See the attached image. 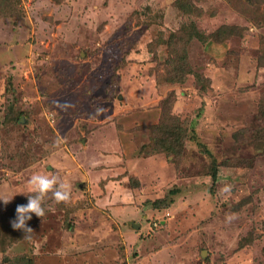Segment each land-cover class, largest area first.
<instances>
[{
    "label": "rangeland",
    "instance_id": "obj_1",
    "mask_svg": "<svg viewBox=\"0 0 264 264\" xmlns=\"http://www.w3.org/2000/svg\"><path fill=\"white\" fill-rule=\"evenodd\" d=\"M0 199V264H264V0H0Z\"/></svg>",
    "mask_w": 264,
    "mask_h": 264
},
{
    "label": "clouds",
    "instance_id": "obj_2",
    "mask_svg": "<svg viewBox=\"0 0 264 264\" xmlns=\"http://www.w3.org/2000/svg\"><path fill=\"white\" fill-rule=\"evenodd\" d=\"M29 195H27V204L18 205L16 208V218L11 222L14 230L24 233V239H31L34 231L28 226V222L35 215L41 219L46 216L45 201L50 198L57 204H68L71 201V185L64 182L54 172H35L27 181ZM230 189L225 186L223 191ZM12 200V199H11ZM11 200L0 199L4 204Z\"/></svg>",
    "mask_w": 264,
    "mask_h": 264
},
{
    "label": "trees",
    "instance_id": "obj_3",
    "mask_svg": "<svg viewBox=\"0 0 264 264\" xmlns=\"http://www.w3.org/2000/svg\"><path fill=\"white\" fill-rule=\"evenodd\" d=\"M23 116H24V115H23ZM23 116H22V117H23ZM22 117L20 116V119H19V121H20V120H22V119H21ZM24 117H25V118H27L26 116H24ZM16 120H17V119H16Z\"/></svg>",
    "mask_w": 264,
    "mask_h": 264
}]
</instances>
